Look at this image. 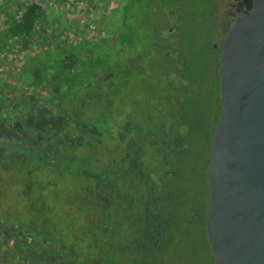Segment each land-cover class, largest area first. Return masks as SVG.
<instances>
[{
	"label": "rangeland",
	"instance_id": "rangeland-1",
	"mask_svg": "<svg viewBox=\"0 0 264 264\" xmlns=\"http://www.w3.org/2000/svg\"><path fill=\"white\" fill-rule=\"evenodd\" d=\"M30 1L38 2L46 12L45 17L36 22L33 31L40 37H37L33 43L30 42L31 36L11 39L8 26L15 20L18 7ZM123 1L127 0H122V4ZM215 1L134 0V5L138 8L128 7L125 9V14L132 20L134 29L137 25L144 23L146 51L150 49L148 38L154 36L152 27L170 28L169 34L174 35V23L176 22L178 30L173 36V40L177 41L176 43L179 45L172 49L181 53L183 49L180 45L188 43L194 61L189 65L188 70L182 71L185 77L190 78V81L187 83V81L181 80V83H177L179 94L174 96V104L176 100H179V103L177 102L179 107L175 110L176 116L181 119L193 118L194 123L197 124L196 135H193L189 144V152L185 156L172 157L173 160L170 161L171 165L168 167L174 174L171 176L163 174L162 161H145V172L155 176L156 182L154 181L153 185L155 189L157 186L160 189L159 191L156 190L157 195L159 197L161 195V199L168 195L171 200L157 203L160 210L170 211L174 216L170 225L171 233L168 236L169 246L164 256L167 264H213L205 237L202 209L205 204L204 172L207 163L208 140L212 125L215 124L213 121L216 114L217 95L215 93L217 87L214 78V57H210V52L212 49L216 52L219 50L222 39L221 27L215 26L214 28L213 24V19L217 21V16L221 14ZM104 5V0H0V79L12 80V77H8L10 75L7 71L9 67L4 64L23 55L22 47H20L23 42L30 44L28 51L31 52L42 40H48L47 43L49 44L59 39L62 35L57 37L54 34L59 31L64 30L65 35L73 39L74 33L78 30H107L104 24L107 17V12L103 10L106 8H103ZM102 20L103 22H101ZM44 34H46V38L43 37ZM152 56L153 58L158 57V54L152 53ZM137 57H132L131 62L126 60L124 66L118 69L117 83H120V88H116L110 94L112 112L109 121L112 124L107 127L104 124H97L100 132L116 127L114 123L122 121L123 116L130 112L136 116L137 124L145 125V132L151 131L153 136L159 133L160 122L163 120L162 117H164L166 109L168 110L165 95L159 89L163 81L162 79L153 81L149 76L150 69L145 72V58L141 64L132 63V61L137 60ZM130 63L135 68L133 72L126 70ZM171 101L173 103V98ZM105 142L113 144L108 137L105 138ZM106 162L108 161H102L101 166L90 167L88 170L90 173L102 174L104 171L103 164ZM76 168L77 165L73 163L69 167V171L72 173V170ZM42 175H44V179H54V182L52 188L44 189V192L37 198V204L33 207L30 222V214L28 213L29 216L25 217L24 211H22L24 207L17 208L18 211L22 212L15 211L13 208L14 199H10L11 201L6 202V204L0 203L7 206L4 212L1 205L0 216L4 219L15 218L21 224L27 222L29 230H33L32 227L30 229L31 223L38 229H48L50 233L46 231L47 233L54 237H62L66 244L78 243L79 235H75L76 232L72 227L73 222L80 220L82 226L85 227L89 220H93V215H90L92 218L88 216L87 220L85 218L81 220L78 217L79 214L70 207L72 205L83 206V208L91 206V209L96 211V203L98 202L90 199V195L85 193L86 190L82 181H75L70 176H57L55 173L52 176V173L47 170H44ZM123 177L126 181L130 179L127 172H124ZM123 186L122 184V189L127 190V186ZM178 193H181L182 196L176 200ZM135 194H137L135 200H140L141 196L139 197L137 192H131L130 195L135 196ZM73 197H76V200L72 204ZM121 198L120 195L115 194L113 213L114 220L118 224L115 227L128 233L131 231L128 226L133 223L134 209L129 207L128 201L123 203ZM28 210L30 211V208ZM21 213L22 216L19 215ZM22 230L26 229L22 227Z\"/></svg>",
	"mask_w": 264,
	"mask_h": 264
},
{
	"label": "flooded vegetation",
	"instance_id": "flooded-vegetation-1",
	"mask_svg": "<svg viewBox=\"0 0 264 264\" xmlns=\"http://www.w3.org/2000/svg\"><path fill=\"white\" fill-rule=\"evenodd\" d=\"M215 2L221 14L217 21L213 19V24L214 28L221 27L223 37L234 17L245 11L251 0ZM54 34L62 36L49 44L48 40H42L31 52L28 51L30 44L22 48L21 57L7 61L4 65L8 69L3 66L12 80L0 79V203L14 199L13 208L18 211L17 208L24 207V216L30 214L29 222L37 198L44 189L52 188L54 182V179H44V170L52 176L55 173L83 181V187L88 190L89 186L94 200L100 202L101 177L86 172H90V167L101 166L102 161H108L103 164L104 170L113 167L115 178L120 175L118 170L122 165L132 166L133 161H142L145 170V161L149 160L162 161L163 174L174 175L168 169L173 159L164 157L161 143L150 142L145 125L137 124L132 113L128 112L122 121L114 123L113 130L100 132L97 126L112 124L109 121L110 94L120 88L118 69L130 59L119 55V44L112 32L78 30L73 39L68 38L64 30ZM37 37L40 36L32 32L30 42H35ZM43 37L46 38V34ZM127 124H131L132 129L125 131ZM106 137L112 140V145L105 142ZM73 163L77 168L71 173L69 167ZM115 194L117 188L112 187L109 199H114ZM2 206L5 212L7 206ZM31 224L33 230L28 236L33 251L31 260L36 262V238L31 231L37 228ZM22 227L29 229L27 222L21 224L15 218L0 216V264H20L21 261L27 264L18 254L9 253L15 243L20 245L19 240L24 239L26 233L22 232ZM15 257L17 261H13Z\"/></svg>",
	"mask_w": 264,
	"mask_h": 264
},
{
	"label": "trees",
	"instance_id": "trees-1",
	"mask_svg": "<svg viewBox=\"0 0 264 264\" xmlns=\"http://www.w3.org/2000/svg\"><path fill=\"white\" fill-rule=\"evenodd\" d=\"M121 1L104 0L105 5L103 8L106 7L108 9L104 24L107 30L112 32V37L114 36L119 44V55L124 54L125 57L129 56V61L132 57L138 56L137 60L132 61L134 64H137V62L141 64L145 58V72H147V69H150L149 76L153 81L162 79L163 83L159 89L161 93H164L165 101L168 103V110L166 109L164 117H162L163 120L160 122L158 135L153 136L150 131L148 133L149 140L150 142L158 141L161 143L166 159L185 156L189 152L191 138L193 135H196L197 124L196 122L194 123L193 118L181 119L176 116L175 110L179 107V100H176L174 104V96L179 94L177 83H181V80L184 82L187 81V83L190 81V78L185 77L182 71L188 70L189 65L194 62L189 50L191 47L188 43L186 45L182 43L180 45L183 49L181 53H178L176 49H172L179 45L176 43L177 41L173 40V36L178 30L175 22L174 35L169 34L170 28L164 27L158 29V27H152L154 36L148 38V46L150 49L146 51L144 23L137 25L134 29L132 27V20L125 14L126 8L136 6L134 5V0L123 1V4ZM103 10L105 11V9ZM45 15L46 12L38 2L30 1L24 5H20L15 20L8 26L9 37L11 39L20 37L28 38L32 35L36 22L45 17ZM21 45L24 49L28 46L25 42ZM139 53L142 56H139ZM152 53L155 55L158 54V57L153 58ZM159 53H162L161 56ZM218 53L219 50L216 52L214 49L210 52V57H214L216 87L218 86ZM144 54L145 56H143ZM126 70H132L133 72L135 68L130 63L126 67ZM215 93L217 94V89ZM171 98H173V103ZM217 114L218 108L216 106L214 123L216 122ZM179 127L182 129L180 128L181 130L176 131ZM128 129H132L131 124L126 125L125 131ZM133 156L137 158L136 155ZM118 171L120 175L116 178L114 177L113 173L115 172L112 166L108 167V170H104L102 174L93 173V175L97 174L101 177L99 184L102 187V194L108 199L106 200L102 196L101 202L95 200L98 202L96 203V211H93L91 206L83 208V206L72 205L76 200V197H73L70 209H74L79 214L78 217L81 220L84 218L87 220L88 216L92 218L90 215H93V220H89L85 224V227L82 226V221L80 222V220L73 222L72 227L75 230L74 232H76L75 235H79L77 239L78 243L66 244L63 242L62 237L50 235V230L37 228L35 231H31L32 234H35L36 238L35 262L31 260L33 251L31 250V243L28 237L30 230L26 228V230H22L23 233H26L24 239L19 240L20 245L15 243V246L9 250L10 255L18 254L27 261V264H167L164 256L169 246L168 236L171 233L170 225L174 216L170 211L160 210L157 203L164 200L167 202L171 201L170 196L166 195L161 199V195L160 197L157 195L156 190L159 191L160 189L158 186L155 189L153 185L155 176L145 172L146 170H144L142 161H133L132 166L122 165ZM124 172L129 174V181H126L125 177H123ZM122 184L127 186V190L122 189ZM110 187L117 188V195L122 197L121 200L123 203L128 201L129 207L134 209V214L132 215L133 223L131 224L132 227L131 225L128 226V229L131 230L128 233L115 227L118 224L114 220L113 213L115 200L109 199ZM92 192L88 186V190L85 193L90 195V199H94ZM131 192H137L139 197L141 196L140 200L136 201L137 194L133 196L130 195ZM181 196L182 194L178 193L176 200ZM17 258L15 257L13 261H17ZM23 262L21 261L20 264H23Z\"/></svg>",
	"mask_w": 264,
	"mask_h": 264
},
{
	"label": "water",
	"instance_id": "water-1",
	"mask_svg": "<svg viewBox=\"0 0 264 264\" xmlns=\"http://www.w3.org/2000/svg\"><path fill=\"white\" fill-rule=\"evenodd\" d=\"M217 62L205 237L213 264H264V0L234 17Z\"/></svg>",
	"mask_w": 264,
	"mask_h": 264
}]
</instances>
